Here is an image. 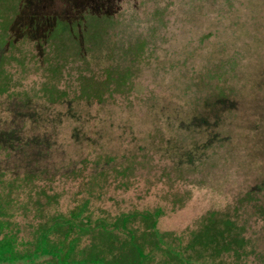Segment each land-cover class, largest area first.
I'll list each match as a JSON object with an SVG mask.
<instances>
[{
  "label": "rangeland",
  "instance_id": "1",
  "mask_svg": "<svg viewBox=\"0 0 264 264\" xmlns=\"http://www.w3.org/2000/svg\"><path fill=\"white\" fill-rule=\"evenodd\" d=\"M120 4L119 23L108 38L118 48L114 56L90 51L86 58L61 59L47 48L43 60L36 43L25 38L2 59L0 71L10 74L11 85L0 94V128L15 121L21 135H47L51 143L42 146L41 159L52 175L14 188L11 210L0 217V257L14 264H72L91 245V233L64 232L58 249L52 245L58 224L79 226L76 217L88 215L92 225L101 221L118 230V217L138 213L126 229L139 235L145 228L141 214L150 212L160 245L144 244L147 264H264V0ZM140 37L147 40L144 54L126 61L119 48ZM235 52V70L226 63L222 81L202 88L204 67ZM128 63L136 74L127 85L116 89L112 83L101 99L80 96L83 89L99 90L107 66ZM84 75L95 76L96 83L86 86ZM219 83L227 89L223 98ZM48 89L63 98L49 100ZM200 113L211 123L190 126ZM207 137L212 146L199 150L202 160L179 161ZM37 148L0 150V172L14 169L11 163L26 151L38 154ZM109 155L115 164L106 163ZM3 177L8 184L11 174ZM254 187L257 192L246 197ZM212 212L219 222L227 215L235 220V247L216 253L211 246H189ZM42 233L48 239L38 241ZM47 251L52 254L43 255Z\"/></svg>",
  "mask_w": 264,
  "mask_h": 264
},
{
  "label": "trees",
  "instance_id": "2",
  "mask_svg": "<svg viewBox=\"0 0 264 264\" xmlns=\"http://www.w3.org/2000/svg\"><path fill=\"white\" fill-rule=\"evenodd\" d=\"M120 2L122 0H0V16L3 20L0 22V67L2 59L7 57L6 52L9 47L16 46V44L25 38L30 39L36 43L39 54L38 56L45 59L46 55H50V52H54L58 58L68 59L78 57L79 59L86 58L90 51H106L110 56H114L118 50L117 46L112 47L109 37L110 28L117 26L119 21L117 14L119 12ZM146 38H138L137 43L132 41H125L119 48L121 55L126 61H136L145 52ZM47 48H50L49 51ZM225 61L221 59V63H214L213 65H207L199 74V81L202 84V88H209L214 85L216 79L222 81L223 69L225 70L226 63L230 64V69L235 70V63L238 61V53H233ZM51 58V57H50ZM50 58L47 60L50 62ZM89 63V62H88ZM211 64V63H210ZM63 67L59 64V70ZM52 73H58V67H53ZM105 78H102V82L98 84L99 90L93 94L83 89L82 96H86L87 100L95 98H102L103 94L109 90L112 83L115 84L116 89L119 86H125L135 76L136 71L131 63L127 65H110L103 71ZM226 72V71H225ZM224 74V73H223ZM103 75V76H104ZM81 79L84 82H95V76L84 75ZM11 83V76L8 73L6 76H2L0 71V94L9 91ZM90 85V84H89ZM86 88V87H85ZM216 89H219L218 97L226 96V87L221 83L216 85ZM47 96L49 100L55 102L59 98H63L64 93H57L53 90H47ZM217 97V98H218ZM223 102V99L220 100ZM25 102V101H24ZM29 120H32L29 119ZM25 121V119H24ZM210 124V119L204 114H196L190 120L189 125L192 124ZM199 123V124H200ZM21 128L15 121L10 122L7 127L0 128V150H5L11 154L16 151H23L28 147L34 149L38 146L37 152L26 153L19 162L11 163L14 165V169L8 168L7 170L0 172V206L6 205L4 209L0 208V217H7L9 212L6 209L11 210L12 195L14 188L20 184H31L40 177L51 178V172L48 168L42 165L41 156L44 154L42 146H50V138L47 135L42 136H27L21 135ZM212 138L207 137L203 144L198 147V151L193 149L185 150L180 155V160L183 163L193 164L197 158L202 160L199 155V150H206L212 146ZM106 163L115 164L114 157L108 156ZM115 166V165H114ZM24 168L25 171L19 172L17 169ZM129 169V167H126ZM11 174L8 184L4 175ZM106 175L105 171L102 172ZM259 189L261 188L258 185ZM5 190V196H3L2 189ZM257 187L249 190L247 196H253V193L257 192ZM50 199L53 196L49 197ZM216 213L212 212L210 218L207 219V223H204L202 229L198 231L192 241L189 243L190 247L196 245L204 246L205 248L211 246L216 253L222 249H230L235 247L240 241L238 237L237 224L229 215L219 222L215 217ZM138 213L125 214L122 217H118L117 222L114 224L118 227V230L113 228L109 229L107 223L97 221L95 225H92V218L85 215L84 218L77 216L79 226L70 225H57L56 234L60 233L57 241H54L52 245H55L58 249L64 241V232L68 235L69 232L74 229L80 228L82 233H91L92 243L88 246L87 251H84V255L81 258L76 259L72 264H147L145 263L146 253L144 252V244L149 242L151 246L158 247L160 245V239L155 231V217L153 213L145 212L141 216L145 221V228L141 234L137 235L134 229H126V226L132 218H136ZM59 218L55 219V222ZM81 220V221H80ZM7 223V222H6ZM11 224L10 222H8ZM223 224V228L220 226ZM43 226V225H42ZM44 227V226H43ZM44 230V229H43ZM42 230V232H43ZM121 234H124L122 236ZM69 236V235H68ZM48 239L45 233H42L39 237H36L38 241L42 239ZM80 238L73 239L74 243H78ZM98 240V242H97ZM43 242V241H42ZM51 243V242H50ZM48 244V243H47ZM100 249V254L97 253ZM52 251V250H51ZM30 252V251H29ZM10 253V249L6 251ZM52 253L43 252V255H51ZM58 254H54L55 258ZM109 255L111 257L109 258ZM34 257V256H33ZM32 256L26 258H33ZM40 256H37L38 259ZM99 257H102L103 263L99 261ZM41 259V258H40ZM32 259H25L23 264H42V262H30ZM57 260V259H56ZM33 261V260H32ZM179 263L183 262L179 259ZM14 264L15 260H10L7 256L0 257L1 264Z\"/></svg>",
  "mask_w": 264,
  "mask_h": 264
}]
</instances>
